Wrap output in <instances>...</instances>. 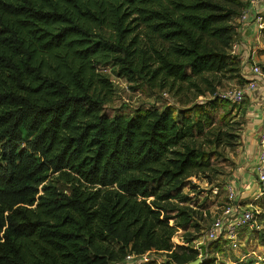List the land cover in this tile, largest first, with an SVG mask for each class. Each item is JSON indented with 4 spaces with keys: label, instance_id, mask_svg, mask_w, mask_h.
I'll list each match as a JSON object with an SVG mask.
<instances>
[{
    "label": "trees",
    "instance_id": "obj_1",
    "mask_svg": "<svg viewBox=\"0 0 264 264\" xmlns=\"http://www.w3.org/2000/svg\"><path fill=\"white\" fill-rule=\"evenodd\" d=\"M243 11L237 0H0V264H117L152 250L198 260L172 239L196 218L183 189L205 172L202 122L170 107L111 115L100 67L211 94L238 68Z\"/></svg>",
    "mask_w": 264,
    "mask_h": 264
},
{
    "label": "rangeland",
    "instance_id": "obj_2",
    "mask_svg": "<svg viewBox=\"0 0 264 264\" xmlns=\"http://www.w3.org/2000/svg\"><path fill=\"white\" fill-rule=\"evenodd\" d=\"M237 1L244 4V11L251 10L252 0ZM238 18H235L236 23ZM238 35L231 46V55L239 61L238 68L222 76L221 86L216 91L243 87L249 78L243 69L241 55L234 51ZM256 38H260V41L249 48L251 54L247 60L256 63L264 75V32L258 33ZM254 57L255 61L252 59ZM114 69L111 63L100 67L114 85V96L105 106L111 115H136L153 108L163 110L170 107L180 118L186 111H191V119L199 117L204 127L201 135L198 133L197 140L206 153V157L201 160L206 166L205 172L197 178H191L190 185L183 189V193L189 197L184 207L194 211L196 218L187 227H176L175 241L182 242L183 247L196 250L197 259L202 261L200 264H264V196L259 200L253 198L249 205L256 215L253 229L239 230L236 241L223 243L208 237L214 219L221 216L225 205L226 186L248 155L257 157L259 148L255 151V146H249L247 142H250L249 127L254 125V121L259 119L256 125L264 128V106L261 104L264 82H260V88L252 97L237 105L214 98L216 91L208 93L207 85L199 84L196 88L180 85L171 90H150L145 85L129 84L126 79L118 77ZM201 110L209 116L201 114ZM252 140L255 143V139ZM177 223L178 219L172 221L171 225L176 226ZM233 242L238 246L234 247ZM149 258L150 264H174L170 253L159 250L150 251Z\"/></svg>",
    "mask_w": 264,
    "mask_h": 264
},
{
    "label": "built area",
    "instance_id": "obj_3",
    "mask_svg": "<svg viewBox=\"0 0 264 264\" xmlns=\"http://www.w3.org/2000/svg\"><path fill=\"white\" fill-rule=\"evenodd\" d=\"M250 11H243L239 17L240 26H246L251 21V27L258 33L264 32V0H252ZM257 9V14L253 16V10ZM253 18V20H252ZM249 25V26H250ZM235 48V45H234ZM243 69L249 77L245 86L240 88H227L217 91L214 98L223 102L241 105L248 97H252L256 90L260 88V82H264L262 69L257 64L243 62ZM257 192L254 193V199L259 200L264 196V131L259 137V150L256 161V167L253 171ZM246 188L241 181V174L233 175L231 181L226 186V202L222 208L220 217H216L213 226L208 231L210 240L221 242L236 241L239 230L253 229L256 224V215L251 206H244L242 196L246 193ZM179 241V240H178ZM174 246L183 245L182 242H176L172 239ZM232 245L237 247L238 244L233 242ZM150 252L144 255L129 254L126 258L117 264H150Z\"/></svg>",
    "mask_w": 264,
    "mask_h": 264
},
{
    "label": "crops",
    "instance_id": "obj_4",
    "mask_svg": "<svg viewBox=\"0 0 264 264\" xmlns=\"http://www.w3.org/2000/svg\"><path fill=\"white\" fill-rule=\"evenodd\" d=\"M253 12L254 13L252 17H255L254 14H257V9H254ZM251 23H253V21H251L248 25L244 27L240 26V29L238 31V34H239L238 40L235 44L234 51L235 53H238L241 55L240 57H242L243 62H249L250 64H256L252 62L251 60L250 61L247 60V58H249L251 54V50H249V48H251L253 45L258 44L260 41V38H256L257 32L253 30L254 24L252 25L253 27H251L250 25ZM238 24H239V21H238ZM252 59L253 61H255L256 57ZM263 98H264V95H263ZM261 104L264 106V99L261 101ZM258 122H259V119L254 121L253 126L251 125V127H249V132L251 133V136H250L251 139H250V142H247V143H250L249 146H255V151L259 148V137L264 131V128L262 126L259 127L258 125H256V123ZM252 139H255V143ZM257 143H258V146H257ZM257 157H258V154H257ZM257 157L252 158L248 155L247 158L244 159L243 165L239 167V170H237L236 172V174L237 173L241 174V181L243 183V186L247 187L246 193L242 196V201H243L244 206H249L251 204V200L254 198V193L257 192V185L255 182V177L253 175V171L256 167Z\"/></svg>",
    "mask_w": 264,
    "mask_h": 264
},
{
    "label": "water",
    "instance_id": "obj_5",
    "mask_svg": "<svg viewBox=\"0 0 264 264\" xmlns=\"http://www.w3.org/2000/svg\"><path fill=\"white\" fill-rule=\"evenodd\" d=\"M202 261L200 260V259H198L197 261H195V262H191V263H189V264H200Z\"/></svg>",
    "mask_w": 264,
    "mask_h": 264
}]
</instances>
